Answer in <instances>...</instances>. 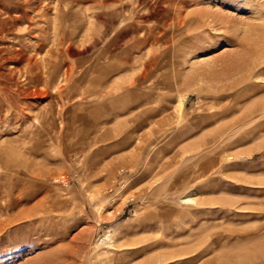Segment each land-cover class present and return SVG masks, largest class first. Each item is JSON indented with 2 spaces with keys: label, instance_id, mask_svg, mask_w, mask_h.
I'll return each instance as SVG.
<instances>
[{
  "label": "rangeland",
  "instance_id": "rangeland-1",
  "mask_svg": "<svg viewBox=\"0 0 264 264\" xmlns=\"http://www.w3.org/2000/svg\"><path fill=\"white\" fill-rule=\"evenodd\" d=\"M0 264H264V0H0Z\"/></svg>",
  "mask_w": 264,
  "mask_h": 264
},
{
  "label": "bare ground",
  "instance_id": "bare-ground-1",
  "mask_svg": "<svg viewBox=\"0 0 264 264\" xmlns=\"http://www.w3.org/2000/svg\"><path fill=\"white\" fill-rule=\"evenodd\" d=\"M185 99H186V96L185 95L180 96V99H179V107L180 108L183 107V104H184Z\"/></svg>",
  "mask_w": 264,
  "mask_h": 264
}]
</instances>
